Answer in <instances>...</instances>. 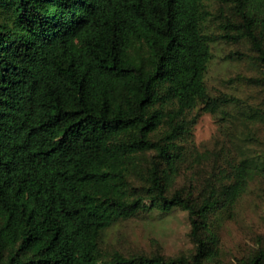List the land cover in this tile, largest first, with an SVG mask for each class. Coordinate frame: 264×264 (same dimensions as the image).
<instances>
[{
    "label": "trees",
    "instance_id": "obj_1",
    "mask_svg": "<svg viewBox=\"0 0 264 264\" xmlns=\"http://www.w3.org/2000/svg\"><path fill=\"white\" fill-rule=\"evenodd\" d=\"M208 2L230 9L214 34ZM221 41L249 45L264 87V0H0V264H212L223 217L264 177V153L226 151L198 195L175 186L212 155L196 111L234 101L205 84ZM175 207L189 255L103 249L116 221ZM234 264H264V247Z\"/></svg>",
    "mask_w": 264,
    "mask_h": 264
},
{
    "label": "rangeland",
    "instance_id": "obj_2",
    "mask_svg": "<svg viewBox=\"0 0 264 264\" xmlns=\"http://www.w3.org/2000/svg\"><path fill=\"white\" fill-rule=\"evenodd\" d=\"M207 7L212 17L206 21L205 30L214 34L218 32L220 10L229 14L230 9L216 2H208ZM252 55L245 41H221L211 46L205 74L207 91L210 96L225 95L234 101L225 107V114L196 111L198 118L192 130L194 144L201 152L212 155L202 163H191L175 184L194 196L205 187L214 172L213 164L220 163L223 152L229 151L237 159L264 153V87L248 80L261 72ZM189 231L187 212L179 207L168 213L140 212L107 228L102 233L101 244L104 250L116 249L125 255H189L194 250ZM218 236V255L212 264H234L258 247H264L263 176L257 175L249 182L232 214L223 217Z\"/></svg>",
    "mask_w": 264,
    "mask_h": 264
}]
</instances>
